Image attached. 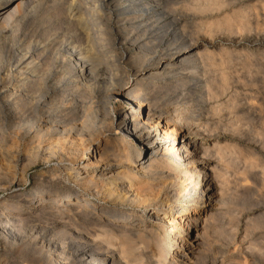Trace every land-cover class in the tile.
<instances>
[{
  "label": "bare ground",
  "instance_id": "6f19581e",
  "mask_svg": "<svg viewBox=\"0 0 264 264\" xmlns=\"http://www.w3.org/2000/svg\"><path fill=\"white\" fill-rule=\"evenodd\" d=\"M121 1L0 0V155L7 163L19 161L21 156L15 157L9 149L10 143L19 141L14 142L15 133L21 132L20 137L28 140L25 158L32 160L31 164L37 160L51 164L56 160L53 170L58 169V174L64 171L70 183L63 191L53 187L54 184L51 186L50 178L43 177L39 181L40 198L28 202V206L23 208L13 202L26 198L28 195L24 193L2 203L0 226L13 227L15 219L30 211L54 212L61 217L79 203L81 210L77 214L93 219L99 228L93 242L71 243L72 264H131L128 255L140 248L141 257L148 259L147 246L151 244L148 243L158 241L159 235L144 233L148 231L147 226L152 225L144 218L162 222L160 214H166L161 210L165 205H180L182 189L177 187L180 178L174 175V170L181 173L182 167L183 155L176 146L179 141L169 138L168 132L153 124L150 118L161 115L163 107L176 98L168 95L158 101L155 94L167 81H172L176 68L183 65L190 50H182L174 44L147 58L146 29L141 30L143 34L131 30L136 27L139 30L147 23L145 21L150 19L147 9H138L141 0H133L125 7L121 6ZM34 9L40 13L36 21L27 16ZM136 9L138 14H135ZM119 10L124 11L123 19L131 29L117 19ZM21 15L26 17L24 34L17 43L10 44L7 39L13 30L9 26ZM171 19L178 21L179 18ZM164 35L158 39L163 40ZM7 58L9 65L3 63ZM102 74L106 75L104 83L110 81L105 90L107 84H100ZM156 77L160 80H155ZM113 97L121 105L114 113L110 111ZM127 138L138 145L133 156ZM161 154L173 161V172H168L170 168L164 171L156 165L157 160L152 159ZM147 155L151 156L152 163H147ZM15 166H8L10 172L6 176H2L5 173L0 166V177L8 178L11 186L20 187L28 166L22 170ZM85 195L98 196L115 207L97 205ZM203 197L196 198L194 206L180 205L171 214L174 223L179 225V217L197 210ZM125 205L144 206L147 213L143 217L134 216L128 210L116 208ZM12 207L18 212H8ZM199 220L200 214H195L188 222L197 227ZM195 236L194 243L188 246L189 252L180 254L169 264H207L209 248L205 250L200 234ZM120 239L125 250L123 248L118 256L114 249L110 250V245ZM51 247L57 248V245L52 243ZM64 250L66 252L65 247ZM57 253L52 254L49 264H57V261L67 264L61 253ZM87 254L91 256L88 261L85 260Z\"/></svg>",
  "mask_w": 264,
  "mask_h": 264
},
{
  "label": "rangeland",
  "instance_id": "374dc122",
  "mask_svg": "<svg viewBox=\"0 0 264 264\" xmlns=\"http://www.w3.org/2000/svg\"><path fill=\"white\" fill-rule=\"evenodd\" d=\"M63 1L69 3L71 0ZM131 3L133 0L120 2L123 7ZM140 5L138 9H147L150 19L139 30L138 27L131 29L123 19L124 11L116 13L120 23L132 32L142 33L143 28L146 29L144 42H150L146 44L149 47L144 46L147 58L174 44L182 50H190L183 65L176 68L172 83L167 81L166 86L155 94L158 101L175 95L171 101L174 102L164 106L161 115L155 114L150 119L168 132L169 138L179 141L176 146L183 155L182 167L181 173L174 170V175L180 178L177 185L182 189L180 205L194 206V200L202 196L204 201L197 205V210L178 218L181 225L174 223L171 216L180 205L160 208L166 212L160 214L162 222L145 217L144 220L152 225H148V231L144 233L159 235V242L155 239L148 243H151L147 246L148 259L141 257L142 245H139L140 250L128 255L130 263H173L177 256L189 252L188 246L194 243L195 235L200 234L205 250L209 248L205 251L207 264L214 260L216 264H264V0H141ZM27 16L36 21L40 13L34 9ZM173 17H178V21L171 19ZM25 18L21 15L9 26L13 30L12 40L7 39L10 44L22 39ZM163 35L165 38L161 40ZM8 60L3 59V63L9 65ZM101 76L100 84H107L105 90L110 81L104 83L106 75ZM156 79L160 80V77ZM116 100V97L112 98V113L121 106ZM20 133H15L14 137V142L19 141L8 147L15 157L21 156L19 161L7 163L8 160L0 155V166L5 173L2 176L10 172V167L7 169L10 164L18 165L15 167L19 170L28 166L25 181L16 187L10 185L8 178L0 177V209L4 201H11L21 193L28 196L13 202L23 208L28 202L39 199L42 190L39 181L43 177L50 178V185L63 191L70 186L64 171L60 170L58 174V169L53 170L56 160L51 164L43 160L31 164L32 160L25 158L28 140H23ZM127 143L133 156L138 145L128 138ZM150 157L147 155V163L155 159L157 166L163 167L164 171L170 168L168 172H173L174 163L169 156ZM76 189L82 192L80 188ZM85 197L97 205L115 207L98 196ZM13 208L7 211L18 212ZM80 208L79 203L75 204L63 217L54 212L30 211L15 219L17 225L0 226V264H49L52 254L57 252L61 253L64 263L72 264L71 243L93 242L99 228L93 219H84L77 214ZM116 208L128 210L134 216L143 217L147 213L144 206ZM195 214H200L197 227L188 222ZM164 229L170 233H165ZM120 241L110 245V250L114 249L118 256L125 250ZM52 243L57 248L51 247ZM90 258V254L85 255V260Z\"/></svg>",
  "mask_w": 264,
  "mask_h": 264
}]
</instances>
